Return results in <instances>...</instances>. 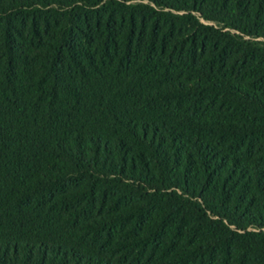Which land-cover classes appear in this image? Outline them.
Listing matches in <instances>:
<instances>
[{
  "label": "trees",
  "instance_id": "16d2710c",
  "mask_svg": "<svg viewBox=\"0 0 264 264\" xmlns=\"http://www.w3.org/2000/svg\"><path fill=\"white\" fill-rule=\"evenodd\" d=\"M0 264H264V0H0Z\"/></svg>",
  "mask_w": 264,
  "mask_h": 264
}]
</instances>
